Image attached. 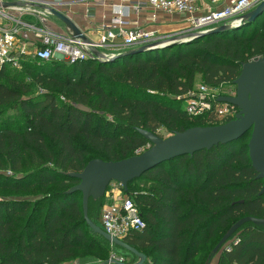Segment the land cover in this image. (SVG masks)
<instances>
[{
    "label": "trees",
    "instance_id": "16d2710c",
    "mask_svg": "<svg viewBox=\"0 0 264 264\" xmlns=\"http://www.w3.org/2000/svg\"><path fill=\"white\" fill-rule=\"evenodd\" d=\"M260 20L264 13L242 24ZM263 56L264 22L248 36L234 27L127 51L111 61L40 64L21 56L27 72L15 76L3 66L0 190L15 195L0 199V264H68L91 257L106 263L110 244L86 226L81 195L70 192L79 181L69 174L81 173L94 159L135 156L150 145L138 129L161 138V130L221 125L188 117L176 98L192 90L196 77L199 84L235 92L241 64ZM247 144L242 138L174 160L122 189L145 222L124 242L150 264H196L204 253L207 264L235 222L264 219V182L251 166ZM103 201L88 203V218L97 226ZM216 255L217 264H264V228L243 224Z\"/></svg>",
    "mask_w": 264,
    "mask_h": 264
},
{
    "label": "built area",
    "instance_id": "2783aa9c",
    "mask_svg": "<svg viewBox=\"0 0 264 264\" xmlns=\"http://www.w3.org/2000/svg\"><path fill=\"white\" fill-rule=\"evenodd\" d=\"M106 0H0V70L18 60L21 56L34 62L52 60L75 64L88 59L97 61L103 57L137 49H151L167 43H175L187 36L227 26L230 29L243 23L246 14L253 11L264 0H208L212 4L227 2L220 8L200 13L198 2L202 0H123L127 6L111 7V22L103 26L97 41L75 37L68 30L62 33L50 30L47 26L50 9L72 4L96 5ZM148 6L167 14L185 16L187 28L178 34L161 35L157 31L124 28L125 18L130 11H139ZM88 9L87 12H90ZM222 95L218 89L198 84L184 96L176 98L183 104V112L192 119H213L225 124L235 118L238 108L218 102ZM146 147H150L147 145ZM145 147V148H146ZM149 149V148H147ZM137 151L135 155L143 153ZM107 192L109 200L103 203L99 216L101 230L113 239L124 241L129 236L141 232L145 222L138 206L132 199L123 195L122 186L111 183ZM105 198V197H104ZM113 249L114 246L110 245ZM131 260L133 256L129 255ZM108 263L132 264L124 256L111 252ZM106 262V264H107ZM134 263V262H133ZM68 264H102L101 261L73 262Z\"/></svg>",
    "mask_w": 264,
    "mask_h": 264
},
{
    "label": "water",
    "instance_id": "95a60500",
    "mask_svg": "<svg viewBox=\"0 0 264 264\" xmlns=\"http://www.w3.org/2000/svg\"><path fill=\"white\" fill-rule=\"evenodd\" d=\"M50 13L73 36L84 38L77 26L65 14L52 9H50ZM263 13L264 2L246 14L243 22L252 23ZM236 25L235 23V27H237ZM226 29L230 28L222 26L195 35L205 36ZM120 55L121 53L113 54L103 57L100 61H111ZM233 85L235 86L234 96L218 98V102L227 103L238 108L239 111L233 120L219 126L193 127L183 132H174L166 139H162L151 132L138 129V133L150 144L149 149L143 153L118 162H105L100 159H94L86 165L81 173L69 174L70 177L79 181V184L71 189L70 192H78L81 195V209L86 226L110 245L135 257L137 262L132 264L145 263L146 256L127 245L124 241L111 238L88 218L89 200L99 201L103 199L111 183L120 184L123 191L127 192V186L130 183L166 163L183 157L192 158L197 153L210 151L216 146L231 144L242 138H248L249 161L257 173V178L264 182V56L241 64V73ZM260 195H264V185ZM247 222L264 228V219L244 217L238 220L213 248L208 256V262L212 260L236 231ZM112 263L118 264L116 262H107V264Z\"/></svg>",
    "mask_w": 264,
    "mask_h": 264
},
{
    "label": "crops",
    "instance_id": "0c3cea01",
    "mask_svg": "<svg viewBox=\"0 0 264 264\" xmlns=\"http://www.w3.org/2000/svg\"><path fill=\"white\" fill-rule=\"evenodd\" d=\"M225 3L227 2L212 4L208 0H202L201 2H198V5L200 7V13H203L211 9L220 8ZM127 5L128 3L123 0H106L105 3H98L96 5L90 4L88 6L85 4H72L70 6L60 7L58 12L67 13L69 19L71 18L79 28L87 33V35H84L86 39L97 41L101 35V28L110 25L112 17L111 7ZM90 7V12H87ZM125 21L126 24L124 28L126 29L140 28L150 32L157 31L161 35L181 32L179 30H182V28L185 30L187 28L185 16L179 14H167L153 10L148 6L142 7L139 11H130L129 15L125 18ZM127 259L128 262H137L136 258L131 260L130 257H127ZM217 261L218 256L215 255L208 264H217Z\"/></svg>",
    "mask_w": 264,
    "mask_h": 264
},
{
    "label": "rangeland",
    "instance_id": "374dc122",
    "mask_svg": "<svg viewBox=\"0 0 264 264\" xmlns=\"http://www.w3.org/2000/svg\"><path fill=\"white\" fill-rule=\"evenodd\" d=\"M63 14H65V16H67L68 18H69V15L67 14V13H63ZM47 20H48V23H47V26H48V28L50 29V30H54V31H58V32H62V33H67V28L61 23V22H59L56 18H54L53 16H49V18H47ZM70 20L73 22V20L70 18ZM263 20H260V21H257L256 22V24H254V25H252V26H248V25H244L243 26V24H241L240 26L242 27V29L244 28V31H246L247 32V36L248 35H250L252 32H253V30H255L256 28H257V26L259 25V24H263ZM74 23V22H73ZM75 24V23H74ZM76 25V24H75ZM77 26V25H76ZM240 26H237V27H235V29H238V28H240ZM77 28L80 30V32L83 34V35H87V33L84 31V30H82L81 28H79L78 26H77ZM103 28H101V30H102ZM234 29V28H233ZM182 30H183V28H182ZM182 30H179V31H182ZM179 32H175V33H173V34H178ZM22 60L23 59H18V60H16V61H14V62H12V63H9L8 64V68H9V70H10V75L11 76H15L14 74H15V72H18V71H21V72H27V71H25L24 70V67H22L21 66V62H22ZM253 60V59H252ZM24 61H26V62H32V63H34V61L31 59V58H25L24 59ZM41 64V63H40ZM0 82H1V79H0ZM199 83H201V79H200V77H196V79H195V83H194V85L196 86V85H198ZM194 86V87H195ZM218 93H220V94H222V95H226V94H228V95H231V94H235V92H234V87H233V89L232 88H230V87H228V86H224V87H222V88H220V89H218ZM31 95H33V94H35V92L34 91H32L31 93H30ZM170 99H173L172 97H170ZM180 108L183 110V104L181 103L180 104ZM13 114V112L11 111V113H10V115H12ZM105 120H111L110 118H106ZM193 122H192V120L190 119L189 120V122L186 124V126H188V125H190V124H192ZM112 130V129H111ZM160 136H161V138L162 139H166V138H168V137H170L171 136V134L169 133V132H167V131H165V130H161L160 131ZM147 148H149V147H146V148H144L145 150H147ZM144 151V150H143ZM111 190H112V188H111V186H109L108 188H107V191H108V195H109V192H111ZM106 194H107V192H106ZM15 194L14 193H12V192H8V191H2V190H0V199L1 198H4V197H11V196H14ZM21 195H25V194H21ZM107 196V195H106ZM105 196V198H104V201H103V203H105L106 201H108L109 200V196L108 197H106ZM99 213H97V215H98ZM97 215H95L94 216V219L97 221V218H98V216ZM99 227H100V225H98ZM112 250H113V252L115 253V254H117V255H120V256H127V257H129V253H127V252H125V251H123V250H121V249H119V248H116V247H113V249H112V247L110 246V254H111V252H112ZM145 253H147V252H145ZM110 254H109V256H110ZM205 253L203 254V257L200 259V260H198L197 261V263L196 264H204L205 263ZM127 257H125V260L126 261H128V259H127ZM84 260H87L86 262H90V261H93V260H96V261H101L99 258H93V257H91V258H85V259H80V260H75L74 262H80V261H84ZM108 260V259H107ZM105 262V261H104ZM107 262V261H106ZM150 262H149V260H147L145 263H143V264H149Z\"/></svg>",
    "mask_w": 264,
    "mask_h": 264
}]
</instances>
